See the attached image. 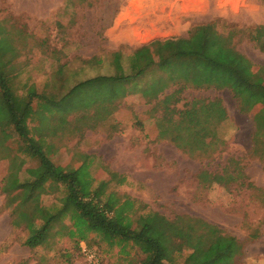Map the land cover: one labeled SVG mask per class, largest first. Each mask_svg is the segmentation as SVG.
Instances as JSON below:
<instances>
[{
  "label": "rangeland",
  "instance_id": "obj_1",
  "mask_svg": "<svg viewBox=\"0 0 264 264\" xmlns=\"http://www.w3.org/2000/svg\"><path fill=\"white\" fill-rule=\"evenodd\" d=\"M209 23H215L221 34L231 31L235 48L257 66L264 65V30L260 41L251 37L255 27L264 25V0H0L1 41L15 40L14 84L19 92L34 85L37 93L58 97L77 82L114 73L108 62L114 51L126 57L155 39L189 36L197 25ZM97 59L105 63L98 64ZM156 72L157 68H150L137 84L129 85L125 97L119 96L125 89L119 85L113 102L104 81H93L61 99L53 112H39L32 120V133L47 139L50 157L57 164L78 168L87 163L96 181L111 180L110 189L140 200L146 210L206 223L187 227L171 240L173 247L188 245L190 252L216 255L220 237L232 236L241 245L234 264H264V160L253 151L254 114L260 106L242 112L230 89L189 84L177 91L179 109L190 107L194 99H220L227 108L226 118L215 125L214 152H184L170 140L162 148H146L145 135L153 139L155 133L140 130L137 121L146 118L141 113L155 107L154 115L159 117L166 111L148 88ZM162 76L171 87L159 99L185 83L172 84L166 74ZM20 147L16 138L0 142V264H91L85 249L97 253L98 264H138L135 249L122 253L120 247L111 248L93 234L86 240L70 238L69 219L56 225L55 235L43 246L25 245L28 230L24 224L12 225L13 205L7 206L4 192L29 178L28 169L39 163ZM162 149L164 159L155 156ZM235 161L245 178L228 185L200 181L201 170L222 173ZM112 171L124 174L126 181L119 184ZM63 193L58 184L48 183L41 202L59 204Z\"/></svg>",
  "mask_w": 264,
  "mask_h": 264
},
{
  "label": "trees",
  "instance_id": "obj_2",
  "mask_svg": "<svg viewBox=\"0 0 264 264\" xmlns=\"http://www.w3.org/2000/svg\"><path fill=\"white\" fill-rule=\"evenodd\" d=\"M263 30L264 25L255 27L254 33H251L252 39L260 41ZM2 37L0 142L18 139L21 152L39 162L36 167L28 169L29 178L4 188L7 206L13 205L12 225L20 227L24 224L28 230L25 245L31 248L43 246L55 235L56 225L69 219L71 226L67 228L66 234L70 238L86 240L93 234L111 248L120 247L122 253L135 249L140 256L138 264H234L235 256L241 251V245L235 237H220L216 255L208 252L199 254L196 249L190 252L188 245L173 247L171 240L181 236L187 227L206 223L184 215L171 219L161 212L146 210V205L140 200L110 189L111 180L96 181L87 163L78 168L57 164L50 157L51 146L47 139L36 137L31 129L32 120L37 118L39 112H53L51 108L61 99L93 81H104L107 97L113 102L118 97L119 85L125 88L119 96L125 97L129 85L137 84L150 68H157L156 79L148 88L154 99H158L166 110L159 117L154 116L152 122V128L159 126L158 138L170 140L184 152L198 150L200 155H210L218 141L215 125L226 118L227 108L220 99H194L188 104L190 107L179 109L177 105L181 98L176 94L190 85L195 88H228L239 101L242 112L260 106L254 114L256 131L253 151L264 160V65L257 66L235 48L231 31L225 35L216 31L215 23L200 24L189 36L155 39L126 57L122 51H114L112 60L108 61L115 69L114 73L77 82L61 97L46 91L37 93L34 85L19 92L14 84L17 76L13 63L16 56L15 40L11 37L8 43L3 44ZM261 44L264 49V42ZM96 61L98 64L105 63L101 59ZM162 74H166L172 84L180 80L185 83L159 99L171 87L170 81ZM35 99L38 100L36 105ZM157 109L153 107L152 115L156 114ZM138 120V126H142L140 130H144L148 125L147 119L142 118L143 122ZM4 147L9 149L8 145ZM236 162L235 165L229 162L222 173L205 168L198 177L208 185L237 182L246 175ZM111 174L119 184L126 181L123 174L116 171ZM48 183H56L62 188L64 195L59 204L47 206L41 202L40 197L47 192Z\"/></svg>",
  "mask_w": 264,
  "mask_h": 264
},
{
  "label": "crops",
  "instance_id": "obj_3",
  "mask_svg": "<svg viewBox=\"0 0 264 264\" xmlns=\"http://www.w3.org/2000/svg\"><path fill=\"white\" fill-rule=\"evenodd\" d=\"M149 111V110H148ZM146 111L145 113H141V114H144V116L146 117V119H147V121H148V125H147V127L145 128L146 129V132H149V131H154V133H155V135H154V138L152 139V136H151V138H147V134L145 135L146 136V138L145 139H147L146 141H145V143H146V148L147 147H149V146H151L152 148H162L165 144H166V142H168V140H166V139H160V138H158V132H159V130L160 129H158V128H152L151 126H152V122L154 121V119H155V115H152L153 114V112L152 111ZM157 114H159V113H157ZM173 143V142H172ZM171 143V144H172ZM173 146L177 149V150H179L178 148H177V146L173 143ZM163 152H164V150L162 149V150H160V152L159 153H157V154H155V156H157L158 158H162V159H164L162 156H163ZM161 154H162V156H161ZM124 175V174H123ZM125 176V175H124Z\"/></svg>",
  "mask_w": 264,
  "mask_h": 264
},
{
  "label": "built area",
  "instance_id": "obj_4",
  "mask_svg": "<svg viewBox=\"0 0 264 264\" xmlns=\"http://www.w3.org/2000/svg\"><path fill=\"white\" fill-rule=\"evenodd\" d=\"M85 252L88 255L91 264H98L97 253L95 251L85 249Z\"/></svg>",
  "mask_w": 264,
  "mask_h": 264
}]
</instances>
